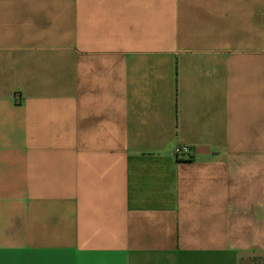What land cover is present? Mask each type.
<instances>
[{
	"label": "crops",
	"instance_id": "0c3cea01",
	"mask_svg": "<svg viewBox=\"0 0 264 264\" xmlns=\"http://www.w3.org/2000/svg\"><path fill=\"white\" fill-rule=\"evenodd\" d=\"M254 258L264 0H0V264Z\"/></svg>",
	"mask_w": 264,
	"mask_h": 264
},
{
	"label": "built area",
	"instance_id": "2783aa9c",
	"mask_svg": "<svg viewBox=\"0 0 264 264\" xmlns=\"http://www.w3.org/2000/svg\"><path fill=\"white\" fill-rule=\"evenodd\" d=\"M191 148L185 145H178L173 150V155L177 159H183L184 156H187Z\"/></svg>",
	"mask_w": 264,
	"mask_h": 264
},
{
	"label": "trees",
	"instance_id": "16d2710c",
	"mask_svg": "<svg viewBox=\"0 0 264 264\" xmlns=\"http://www.w3.org/2000/svg\"><path fill=\"white\" fill-rule=\"evenodd\" d=\"M252 261H253V264H264L263 262H262V260H260L259 258H254V259H252ZM244 262H242V264H243Z\"/></svg>",
	"mask_w": 264,
	"mask_h": 264
},
{
	"label": "rangeland",
	"instance_id": "374dc122",
	"mask_svg": "<svg viewBox=\"0 0 264 264\" xmlns=\"http://www.w3.org/2000/svg\"><path fill=\"white\" fill-rule=\"evenodd\" d=\"M243 264H253V261H252V260H250V259H248V260L244 261V263H243Z\"/></svg>",
	"mask_w": 264,
	"mask_h": 264
}]
</instances>
